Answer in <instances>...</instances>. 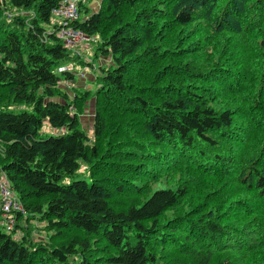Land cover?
I'll return each instance as SVG.
<instances>
[{"label": "trees", "instance_id": "trees-1", "mask_svg": "<svg viewBox=\"0 0 264 264\" xmlns=\"http://www.w3.org/2000/svg\"><path fill=\"white\" fill-rule=\"evenodd\" d=\"M4 1L0 172L23 209L12 232L0 223V264H264V0H79L69 25L111 62L73 95L61 0ZM103 140L113 163L97 162L114 156ZM163 169L179 181L150 189ZM20 218L63 241L32 240Z\"/></svg>", "mask_w": 264, "mask_h": 264}, {"label": "rangeland", "instance_id": "rangeland-1", "mask_svg": "<svg viewBox=\"0 0 264 264\" xmlns=\"http://www.w3.org/2000/svg\"><path fill=\"white\" fill-rule=\"evenodd\" d=\"M85 1V0H84ZM89 5L92 7L91 9H97L98 5H99V1L100 0H88ZM6 1L4 0H0V18H6L9 19L8 14L13 12L9 6L7 5V3H5ZM54 20H56L58 17L57 16H52ZM92 38H89L88 40L82 42L81 44L77 45L76 47L72 48L71 50L76 53L79 57L78 61L76 62V64L74 63H67V67L69 69H71V71H74L75 73V78L72 79L71 81L65 82L64 81V86L67 87V89L69 90V92L73 95V92L76 90H82V89H86V90H90L91 93H94L95 91V86L93 84V80H94V75L95 69H98L100 66H107L108 64H110V59L108 57H104V56H96L94 58V52H95V42L90 41ZM82 61V63H81ZM79 62V63H78ZM85 63H91L92 66L85 64ZM97 100V96L93 95L89 96L87 99H85L83 102L81 101V104L83 105L81 107V113H80V124L81 127L83 129H85V131L87 132L89 139V143L93 142V131H92V122H93V118L95 115V101ZM20 108V106H15L12 107L11 109L14 111H17ZM79 110V108H75V110ZM58 129H55L53 127H51L49 124L44 123V125L42 126V128L40 129L41 133L44 134H48V133H56L58 132ZM102 142H104L102 144V151L104 152H113L114 156H111L112 154H108L110 155L109 157H104V154L102 153L100 157H104L101 160L97 161L98 164L101 161H106V162H111L113 163V161H115L116 157L115 155L117 153H119V151H121L119 149V147H116L115 145H111L113 142H111L110 140L108 142H106L105 140H103ZM106 142V145H105ZM107 154V153H106ZM125 154H122V157H124ZM106 168H112V165L110 166L109 164L105 163L104 164ZM94 167H97L96 164L93 165ZM87 169L89 168H85V166H82V171H87ZM103 174H100L97 171L96 168V174L95 176H99V175H105V174H109L107 173V170L103 167ZM80 170V171H81ZM89 172V171H88ZM162 176L161 177H149L147 180H149L148 182V187L150 189H153L154 187L158 186V185H167V182H169L171 185H174L175 183H177V181H179L180 176L174 172H169L168 170H164L162 171ZM140 182V181H139ZM141 183V182H140ZM146 189V192L144 193H139L137 192L136 194L133 193L134 195H121V201L122 203H132V202H139L141 201L147 194H148V189ZM24 216H22L23 218ZM16 220V219H15ZM23 220L20 218V222L21 223H25L27 222L28 224V234L30 236V238L32 240L37 241H41L43 243H51L52 245H58L59 243H61L63 241L62 236H59V234L56 232L57 229H48L46 226V223L43 221H39L37 219H30V220ZM64 234L69 238L72 236H78L76 231H70V230H63Z\"/></svg>", "mask_w": 264, "mask_h": 264}, {"label": "built area", "instance_id": "built-area-1", "mask_svg": "<svg viewBox=\"0 0 264 264\" xmlns=\"http://www.w3.org/2000/svg\"><path fill=\"white\" fill-rule=\"evenodd\" d=\"M79 0H61L52 9V15L62 20V26L58 28L57 36L61 39L64 46L72 49L82 42L89 39L86 34L77 28H73L69 23L76 20L79 16L77 3ZM83 1V0H82ZM0 199L1 217L0 223L7 232L13 230L15 225L14 212L21 211L22 205L12 190L7 176L0 172Z\"/></svg>", "mask_w": 264, "mask_h": 264}, {"label": "bare ground", "instance_id": "bare-ground-1", "mask_svg": "<svg viewBox=\"0 0 264 264\" xmlns=\"http://www.w3.org/2000/svg\"><path fill=\"white\" fill-rule=\"evenodd\" d=\"M224 103V102H223ZM3 170V169H2ZM0 204H1V202H0ZM1 209V208H0ZM23 209V208H22ZM24 211V210H23ZM17 212V211H16ZM19 212V211H18ZM15 223H16V221H15ZM19 230V229H18ZM12 232V231H11Z\"/></svg>", "mask_w": 264, "mask_h": 264}]
</instances>
